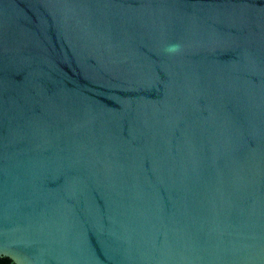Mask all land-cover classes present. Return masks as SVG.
<instances>
[{"label": "water", "instance_id": "95a60500", "mask_svg": "<svg viewBox=\"0 0 264 264\" xmlns=\"http://www.w3.org/2000/svg\"><path fill=\"white\" fill-rule=\"evenodd\" d=\"M0 257L264 264V0H0Z\"/></svg>", "mask_w": 264, "mask_h": 264}, {"label": "trees", "instance_id": "16d2710c", "mask_svg": "<svg viewBox=\"0 0 264 264\" xmlns=\"http://www.w3.org/2000/svg\"><path fill=\"white\" fill-rule=\"evenodd\" d=\"M0 264H10V262L8 259L0 257Z\"/></svg>", "mask_w": 264, "mask_h": 264}, {"label": "clouds", "instance_id": "9594fccd", "mask_svg": "<svg viewBox=\"0 0 264 264\" xmlns=\"http://www.w3.org/2000/svg\"><path fill=\"white\" fill-rule=\"evenodd\" d=\"M169 51H170V52L178 51V46H175V45L171 46V47L169 48Z\"/></svg>", "mask_w": 264, "mask_h": 264}]
</instances>
